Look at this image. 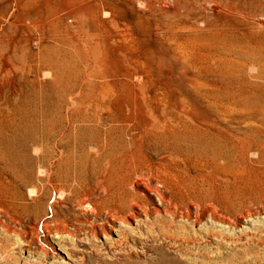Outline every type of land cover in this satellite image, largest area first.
<instances>
[{
	"label": "bare ground",
	"instance_id": "6f19581e",
	"mask_svg": "<svg viewBox=\"0 0 264 264\" xmlns=\"http://www.w3.org/2000/svg\"><path fill=\"white\" fill-rule=\"evenodd\" d=\"M260 1L259 10L251 12L247 22L264 31V0ZM113 4L114 0L73 3L71 15L77 30L85 31L88 47L102 44L101 31L90 26L100 13L111 16L110 28L116 26ZM205 8L197 10V21L207 23ZM83 79L96 90L84 95L80 88L62 98L58 119L42 120L33 138H28L21 121L0 113V213L14 220L33 217V223L56 244L64 242L72 221L89 225L93 236L115 235L114 241L107 240L112 246L127 247L132 241L141 246L142 254L159 256V264H199L207 254L178 219L199 225L208 218L221 230L228 228V162L238 173L255 174L264 188V120L228 115V102L209 87L193 88V101L168 96L161 88L146 93V82L136 74L139 94L131 103L113 93L111 86L118 80L103 76L100 65L86 70ZM85 133L100 136L95 150L87 152L71 144ZM83 155L88 161L84 166ZM248 210L239 218H250ZM89 216L101 217L103 223L94 225ZM157 241L175 254L152 248ZM78 242L86 255H98V246L88 238ZM125 250L114 252L121 257ZM65 255L72 264H88L84 257ZM98 260L108 264L104 258Z\"/></svg>",
	"mask_w": 264,
	"mask_h": 264
},
{
	"label": "rangeland",
	"instance_id": "374dc122",
	"mask_svg": "<svg viewBox=\"0 0 264 264\" xmlns=\"http://www.w3.org/2000/svg\"><path fill=\"white\" fill-rule=\"evenodd\" d=\"M75 1L0 0V113L21 121L28 138H33L42 120L58 119L62 98L80 88L84 95L96 90L83 79L95 64L103 76L118 80L111 87L125 102L133 103L139 94L136 74H140L146 93L161 88L168 96L193 101V88L209 87L228 102V115L264 120V31L247 22L250 13L259 10L260 0H148V6L137 0H114L116 26L110 28L111 16L105 13L90 24L91 30L101 31L102 44L97 49L88 47L85 31L76 28L71 15ZM204 7L207 23L196 20ZM99 141L97 134L85 133L71 144L88 152ZM80 161L87 165L84 155ZM245 210L251 217L239 218ZM228 217L231 222L225 230L208 218L199 225L178 219L207 254L199 264H264V188L255 174L249 170L238 173L231 162ZM88 219L94 225L103 223L101 217ZM89 230L87 224L70 221L66 239L56 244L33 223V217L14 220L0 213V264H72L65 253L84 257L88 264H99L100 257L108 264H159V256L142 254L141 246L132 241L127 247L112 246L115 235L93 236ZM209 233L211 238L206 237ZM84 238L98 246V255L85 254L78 242ZM151 246L175 254L161 241ZM120 248L126 249L121 257L114 252Z\"/></svg>",
	"mask_w": 264,
	"mask_h": 264
}]
</instances>
